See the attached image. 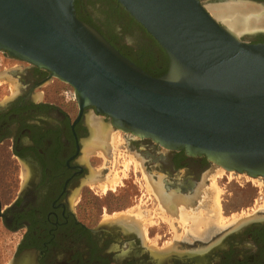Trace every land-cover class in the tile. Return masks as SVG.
Listing matches in <instances>:
<instances>
[{
    "label": "water",
    "instance_id": "95a60500",
    "mask_svg": "<svg viewBox=\"0 0 264 264\" xmlns=\"http://www.w3.org/2000/svg\"><path fill=\"white\" fill-rule=\"evenodd\" d=\"M75 1L0 0V51L70 85L80 112L112 131L264 179V43L210 13L230 0H116L166 53L161 77L82 21Z\"/></svg>",
    "mask_w": 264,
    "mask_h": 264
},
{
    "label": "flooded vegetation",
    "instance_id": "af4514ba",
    "mask_svg": "<svg viewBox=\"0 0 264 264\" xmlns=\"http://www.w3.org/2000/svg\"><path fill=\"white\" fill-rule=\"evenodd\" d=\"M253 1L264 7V0ZM244 39L264 43V31ZM123 45L130 54L118 50L138 65L135 59L145 47L126 38ZM12 59L23 65L14 68L16 91L0 90V264H264V216L211 224L201 235L164 234L163 244L170 239L183 244L159 250L150 244L155 235L141 231L138 219L103 218L102 213L98 222L79 217L85 188L98 194L93 186L110 172L116 147L107 158L99 149L85 154L91 108L80 112L63 90L51 97L45 90L54 83L49 71ZM125 137L147 179L160 181L166 194L193 197L214 166L205 156Z\"/></svg>",
    "mask_w": 264,
    "mask_h": 264
},
{
    "label": "rangeland",
    "instance_id": "374dc122",
    "mask_svg": "<svg viewBox=\"0 0 264 264\" xmlns=\"http://www.w3.org/2000/svg\"><path fill=\"white\" fill-rule=\"evenodd\" d=\"M84 1L88 4L87 12L95 25L100 26L103 30L108 32L111 28H113L116 33L122 31V26H124L125 23L119 22L120 19L118 16L114 15L112 4L110 2L107 0ZM89 1L91 2L89 3ZM92 16H96V19H93ZM124 38L137 46L141 45V47L148 48L151 46L148 37L138 27L126 30ZM153 51L159 56L158 48L154 47ZM12 58H9L5 52L0 51V74L7 73V77L10 79H2V81H0V90L8 88L9 91H16L15 88H17V86L13 84V80L18 79L19 72L15 71L14 68L15 65H23V63L19 64L18 61L13 60ZM53 80L54 83L45 88L51 97L54 96L56 91L63 90L68 100H71L72 102L76 101L74 90L70 85L56 78H53ZM113 133L114 135L121 134L122 139L118 142L113 154L114 158L111 162L112 167L110 172H108L105 178H103L104 180H101L99 184L93 186L94 191L98 193L97 195L93 193L92 190L85 188L80 208H78L79 217H84L86 215L87 217L92 218L94 222H98L102 219L99 217L101 213L103 214V218H109V216L113 215L114 219L117 217L126 218L125 216L128 217V214H130V220L139 219L141 231L143 230L145 233L149 232L151 235H155L150 244L152 245V248L156 250H159L162 246L166 249H172L183 244L176 243L173 239H170L163 244L160 240V236L164 234L175 239L189 234H203L208 226L203 229H193L188 223L186 226H182L180 223L181 220L171 218L172 216H170V214L165 213V211L159 207V202L156 200V197L147 190V174L144 172L137 157H135L128 148L125 137L126 134L121 133L120 131H113ZM125 155L126 157L124 158ZM92 160L93 162L95 161V159ZM125 160H130L128 168L123 164ZM220 169L222 168L215 165L212 166L210 174L207 175L206 178H203V185L200 184V188H202L203 192L202 199L197 203L198 206H194V210L188 208L184 209L186 216L200 215L201 213H208V217L211 218L215 216L214 212L216 210V203L213 200H215L217 196V191L213 188L214 182L220 189V202L223 208L222 214L227 219L232 218L233 215L242 214L243 212H246V214L249 215V219L264 216V179H258V181L263 184L260 186L259 184L248 180L250 177L247 175L237 174L235 172L231 173L228 171H225L224 174L221 175L222 173L220 172ZM116 173H118L120 181L117 183L119 185H117L116 189L113 191L110 189L112 188L111 185L108 184H111V181L115 176L114 174ZM134 173H136V176ZM229 174H232V179L229 177ZM106 184L107 189H101ZM212 208L214 209L212 210ZM253 208H255L256 211H252ZM255 212H257V215H255ZM168 215L171 218V223H169L170 219L169 221L167 220ZM247 215H244L245 218ZM211 224L219 226L214 218L210 221L209 225ZM229 225L231 224L224 225L223 227Z\"/></svg>",
    "mask_w": 264,
    "mask_h": 264
},
{
    "label": "bare ground",
    "instance_id": "6f19581e",
    "mask_svg": "<svg viewBox=\"0 0 264 264\" xmlns=\"http://www.w3.org/2000/svg\"><path fill=\"white\" fill-rule=\"evenodd\" d=\"M209 11L214 16V18H216L218 21L223 23L237 37H241L242 35H244L246 33H254L257 31H264V7L260 4L247 2V1H231L230 0L229 2H226L223 4L210 6ZM7 76H8L7 73L0 74V81H2V79H4V80L9 79V77H7ZM13 84L17 86V84L15 82ZM15 89H17V88H15ZM87 123L91 128L92 134H91L90 140L87 141V143H86L85 154L86 153L89 154V153L94 152V151L99 149L101 154H102V157L107 158V154H109L108 152L111 149H113L112 147H114V146L116 147L118 145V142L121 141V139H122L121 134H117V135L115 134L114 135L113 131L111 129L107 128V126L103 123V121L101 119H99L93 115L88 116ZM125 157H126V155L124 156V158ZM130 160H128V161L125 160V162L123 163L126 168H128ZM131 161H133V160H131ZM225 171L226 170L223 168L220 169V172L222 173L221 175H223ZM114 175L115 176H114L113 180L111 181V184H108V185H111L112 188H110V189H112L113 191L116 189L117 185H119L117 183H119V181H120L118 173H116ZM123 176H124V174H123ZM229 177H231V179H232V174H229ZM247 178H249V177H247ZM248 180L257 183L260 186L263 185L262 183H260L258 181V179H254V178L250 179L249 178ZM147 183H148V189L151 190L153 192V194L157 197V200L159 202V207H161V209L163 211H165V213L170 214V216H172L171 218L180 219L181 223L183 224V225L181 224L182 226H186L187 223L189 224V222L192 219H189L190 217H187L186 214L180 216V211L182 210L183 207L189 208L190 205H194L193 203L201 201L202 193H203L202 188L199 187L198 189H196V191L194 192L195 193L194 196L190 198L187 196H182V195H178V194L171 193V192H170L171 194H166L164 191V188L162 186V183L160 181L153 183L151 180L147 179ZM120 184H121V182H120ZM213 188L215 189V191H217V196H216V198L214 197L215 200H213L216 203L215 204L216 210L214 212L215 216L211 218V217H208V214H206V213L200 214L198 212L200 215H198L196 217H195V215H193L194 220L191 221V222H193L192 223L193 229H195V228L200 229V228L208 226L210 221H212L213 218L216 219L217 223H219V224H225L227 222L237 224L241 220L249 218V215H247L246 212H243L242 214H238V215H233L232 218H230V219H227L225 216H223V214H222L223 208H222V204L220 202V195H221L220 189L217 187V184L215 182L213 183ZM101 189L106 190L107 184L104 185L103 188H101ZM175 192H177V190ZM104 193H105V191H104ZM203 199H205V198H203ZM213 209L214 208H212V210ZM252 211H256V209L253 208ZM201 212H202V210H201ZM255 213H256L255 215H257V212H255ZM129 215L130 214H128V217L127 216H125V217L130 218ZM244 215H247L246 218ZM170 216L168 215V217H167L168 221H169V219L171 220Z\"/></svg>",
    "mask_w": 264,
    "mask_h": 264
},
{
    "label": "trees",
    "instance_id": "16d2710c",
    "mask_svg": "<svg viewBox=\"0 0 264 264\" xmlns=\"http://www.w3.org/2000/svg\"><path fill=\"white\" fill-rule=\"evenodd\" d=\"M112 4V10L114 11V15L118 16L120 19L119 22H124V26H122V31L120 33H116L113 28L110 31L103 30L100 26L95 25V23L90 19V15L87 12L88 4L84 0H76L75 7L77 10L78 17L88 23L89 25L96 28L99 32L103 34V36L117 49H119L122 53L130 54L125 50L129 48L123 45V39L125 36L126 30H130L133 27H138L140 30L144 31L146 36L150 39L151 46L150 49L148 47L143 48L140 52V55L136 57L135 61L138 65L143 67L145 71L151 74L154 77H161L165 75L169 68V59L158 44V42L151 36L147 34V31L138 24L121 6H119L116 0H107ZM91 1H89L90 3ZM127 27V28H126ZM126 28V29H125ZM154 47L158 48L159 56L156 55V52L153 51ZM131 50V49H129ZM152 51V52H151Z\"/></svg>",
    "mask_w": 264,
    "mask_h": 264
}]
</instances>
